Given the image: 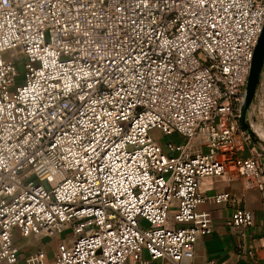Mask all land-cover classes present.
<instances>
[{"label":"built area","instance_id":"2783aa9c","mask_svg":"<svg viewBox=\"0 0 264 264\" xmlns=\"http://www.w3.org/2000/svg\"><path fill=\"white\" fill-rule=\"evenodd\" d=\"M263 25L264 0H0V264L19 263L15 234L58 237L53 264H184L212 232L197 208L230 200L208 180L264 204V153L239 125Z\"/></svg>","mask_w":264,"mask_h":264},{"label":"crops","instance_id":"0c3cea01","mask_svg":"<svg viewBox=\"0 0 264 264\" xmlns=\"http://www.w3.org/2000/svg\"><path fill=\"white\" fill-rule=\"evenodd\" d=\"M252 113L253 110L248 114L251 130ZM252 132L255 133L254 130ZM222 192L230 194L229 202L216 205L209 200L197 208L198 212L210 213L212 232L208 236L200 237L193 246L186 249L184 264H264V254L261 250L264 243V204L261 193L256 188H248L245 181L239 177L212 178L207 181L208 197ZM235 210L249 211L253 216V225L248 229L226 226V219ZM45 239L47 237L41 236L21 238L15 234L14 241L19 250L18 264H26L25 260L38 250L44 251L45 264H53L57 245L54 250L48 249L43 243ZM150 264L168 263L154 261Z\"/></svg>","mask_w":264,"mask_h":264},{"label":"rangeland","instance_id":"374dc122","mask_svg":"<svg viewBox=\"0 0 264 264\" xmlns=\"http://www.w3.org/2000/svg\"><path fill=\"white\" fill-rule=\"evenodd\" d=\"M24 63H25V60L23 59L21 60L20 58L16 61L17 71H18V77L16 78V81H15L16 86H20L24 83V73H25L24 65H23ZM252 110H253V113H252L253 115L251 114L252 120L250 123L251 125H253L252 130H254L255 132L254 135L252 136V141L256 147H258L264 152V142H263L264 137L262 136V134H260V130L264 131V67L262 70V75L260 78L259 85L257 87L254 100L252 102V105H251V108L248 114H250ZM150 136L152 140L158 143L161 142L163 145L169 142H172L174 144H179L181 142V140L176 135H172L169 137H163L158 130L151 131ZM176 155H177L176 153L170 154V156L172 157H175ZM141 226L143 228H146L148 227V224L145 221H142ZM59 237L65 240L69 239L71 237L70 231L67 230V231L62 232L59 235ZM58 240H59L58 237L47 238L45 239L43 243L46 248L54 250V247L57 245Z\"/></svg>","mask_w":264,"mask_h":264},{"label":"water","instance_id":"95a60500","mask_svg":"<svg viewBox=\"0 0 264 264\" xmlns=\"http://www.w3.org/2000/svg\"><path fill=\"white\" fill-rule=\"evenodd\" d=\"M264 67V25L253 51V58L245 86L244 100L240 109L239 125L251 137L254 135L248 123V112L254 100Z\"/></svg>","mask_w":264,"mask_h":264},{"label":"bare ground","instance_id":"6f19581e","mask_svg":"<svg viewBox=\"0 0 264 264\" xmlns=\"http://www.w3.org/2000/svg\"><path fill=\"white\" fill-rule=\"evenodd\" d=\"M260 134H262V136H264V131L260 130Z\"/></svg>","mask_w":264,"mask_h":264}]
</instances>
